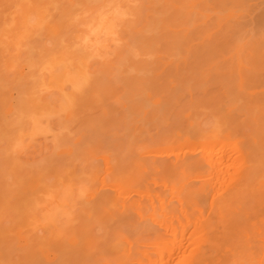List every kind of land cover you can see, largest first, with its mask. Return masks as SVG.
I'll return each instance as SVG.
<instances>
[{
	"label": "bare ground",
	"instance_id": "bare-ground-1",
	"mask_svg": "<svg viewBox=\"0 0 264 264\" xmlns=\"http://www.w3.org/2000/svg\"><path fill=\"white\" fill-rule=\"evenodd\" d=\"M115 44L129 50L119 52L113 81L129 78L146 103L127 92V107L115 108L117 81L99 67ZM263 84L264 0H0V223H10L0 264H264ZM211 86L223 92L216 97ZM197 88L220 109L202 110ZM186 93L184 122L186 105H177ZM195 105L215 124L190 117ZM168 114L177 130H168L176 125ZM73 122L67 142L63 129ZM119 132L127 136L117 142ZM70 139L83 149H65ZM40 141L46 154L49 145L64 148L57 157L67 169L57 172L52 148L50 159L38 153L44 166L57 162L52 170L35 167L40 157L22 161ZM69 215L70 229L34 230Z\"/></svg>",
	"mask_w": 264,
	"mask_h": 264
},
{
	"label": "rangeland",
	"instance_id": "rangeland-1",
	"mask_svg": "<svg viewBox=\"0 0 264 264\" xmlns=\"http://www.w3.org/2000/svg\"><path fill=\"white\" fill-rule=\"evenodd\" d=\"M130 32H131V31H130ZM130 34H131V33H130ZM133 34H134V33H133ZM124 35H125V34H124ZM125 36H126V35H125ZM129 36H131V35H129ZM128 38H129L128 40H127V38H126L127 43H129V40H132V38H131V39H130V37H128ZM133 42H134V41H133ZM127 43H126V44H127ZM131 43H132V42H131ZM131 43H129V44H131ZM126 44H124L125 47H126ZM133 45H135V44H133ZM133 45H130V46L134 47ZM118 46H119V47H118ZM121 46H122V45H121ZM124 46H123V48H125ZM127 46H128V48H130V50L132 49L131 47H129L128 44H127ZM117 47H118V48H117ZM115 48H116V49H115ZM136 48H137V46H136ZM121 49H122V48H120V44H118V45L115 44V45H113V47L111 48L113 54H111V53H109V52L106 54V60H105V61H107L108 63H109V62H112V63H109V64H112L113 67H109V65H107L108 63H106V64L103 65V66H101L102 64L99 65V64H98L99 62L95 63V64H96L95 67L99 65V67H102L103 69L108 70V72L106 71L107 73L111 72V73L113 74V75H112L111 73L109 74V76H110L109 79H112L111 82L114 83L115 80L117 81V82H115V83L113 84V87H114V88L116 87L117 92L119 91V93L121 94V96H116L117 98L120 97V98H119V101L121 100V102L117 103L118 101H116V97H115L114 99H115V101H116V107H115V104H113L112 106L115 107V108H117V107H118L117 105L119 104V105H120L119 108H118L119 110H120V108L123 109L124 106L127 107V105H128V104L126 105L127 101H126V100H125L126 102L123 101V98L126 99L127 96H129V94H132V97H134L133 101H134L135 99L139 98V97H138L139 95H138V93H137L138 91L135 90L134 87H133V88H134V90H135L136 92L132 91L133 88L128 86V85H130V84H128V85L125 84V82L127 83L128 79H129V78H127L128 76L126 77V78H127V79H126L127 81H126V80H121V81H119V80H120V77H119V76H117L116 78H114V81H113V76H116V75L118 74L117 67H115L114 63L120 61V58H121L123 52H124V53H125V52L127 53L128 50H129V49L127 50V48L125 49V50H127V51H123V50H121ZM137 49H138V48H137ZM137 49H136V51H137ZM111 50H110V51H111ZM116 50H117V51H116ZM119 50H121V51H119ZM115 51H116L117 53H115ZM138 51H139V50H138ZM138 51H137V52H138ZM119 52H121L122 54L119 53ZM137 52H136V53H137ZM139 52H140V51H139ZM120 54H121V55H120ZM111 55H112V57H110ZM119 55H120V56H119ZM123 55H125V54H123ZM140 55H141V54H140ZM108 56H109L110 58H112L113 61H111L112 59L110 60V58H108ZM114 56H115V57L117 56L116 59L114 58ZM119 57H120V58H119ZM122 57H123V56H122ZM124 57H125V56H124ZM143 57H144V56H143ZM143 57H142V58H143ZM127 58H128V57H127ZM127 58H126V59H127ZM138 58H139V57H138ZM138 58H137V59H138ZM147 58H149V56H148ZM117 59H119V60H117ZM114 60H115V61H114ZM155 60H156V59H155ZM126 61L129 62V60H126ZM125 63L127 64V62L124 61V64H125ZM116 64H118V63H116ZM119 64H120V66H121V63H119ZM124 64H122L123 66H121V69H118V70H122V67H124ZM128 64H129V63H128ZM128 64H127V65H128ZM127 65H125V66L127 67ZM120 66H119V67H120ZM131 66H132V63H131V65H129V68H131ZM96 68H97V67H96ZM93 69H95V68L93 67ZM98 69H99V68H98ZM98 69H97V70H98ZM124 69H125V68H124ZM124 69H123V71H125ZM131 69H132V68H131ZM133 69H134V68H133ZM100 70H101V69H99V71H100ZM105 70H102V71H101L102 74H104L103 71L105 72ZM145 70H146V69H145ZM145 70H144V71H145ZM99 71H96V72H99ZM123 71H122V73H123ZM126 71H129V69L126 70ZM131 71H132V70H130L129 72H126L125 74H127V73L132 74ZM147 71H148V70H147ZM147 71H146L145 73H147ZM96 72H95V73H96ZM106 72H105V74H107ZM119 72H120V71H119ZM132 72H134V71H132ZM120 73H121V72H120ZM145 73H142V74L145 75ZM93 74H94V73H93ZM135 74H136V73H135ZM99 75H100V74H99ZM111 75H112V77H111ZM118 75H119V74H118ZM123 75H124V73H123ZM123 75H122V76H123ZM149 75H150V73H149ZM94 76H98L97 73L93 75V79L95 78ZM102 76H104V75H102ZM102 76H101V77H102ZM105 76H107V75H105ZM125 76H126V75H125ZM125 76H124V77H125ZM129 76H130V75H129ZM143 77H144V76H143ZM150 77H151V75H150ZM261 77H262V76H261ZM261 77H259V78L261 79ZM102 78L104 79V77H102ZM106 78H107V77H106ZM106 78H105V79H106ZM96 79H99V81L101 80L100 77H97ZM103 79H102V80H103ZM105 79H104V81H105ZM132 79H133V78H132ZM145 79L147 80V79H149V77H147V78L145 77ZM257 79H258V78H257ZM102 80H101V82H102ZM107 80H108V78H107ZM107 80H106V81H107ZM130 80H131V77H130ZM261 80H262V79H261ZM106 81H105V82H106ZM254 81H255V80H254ZM109 82H110V81H109ZM130 82H131V81H130ZM259 82H260V81H259ZM259 82H257V83L259 84ZM106 83H108V81H107ZM106 83H105V84H106ZM116 83H117V84H116ZM119 83H120L121 86H118ZM253 83H255V82H253ZM253 83H251V85H252ZM257 83H256V84H257ZM108 84H109V83H108ZM124 84H125V86H126V89H125ZM258 84H257V85H258ZM114 85H115V86H114ZM116 85H117V86H116ZM122 85H123V87H122ZM134 85H135V84H134ZM254 85H255V84H254ZM257 85H255V86L252 85V86H253L254 88H255V87L257 88V87H258ZM259 85H260V84H259ZM261 85H262V83H261ZM261 85H260V86H261ZM263 85H264V84H263ZM252 86H251V87H252ZM118 87H119V89H118ZM127 87H128V88H132V89H131V91H132L131 93L129 92L130 90H129V91L127 90V89H128ZM262 87H263V86H261V88H262ZM120 88H121V90H120ZM141 88L143 89V87H141ZM212 88H214V90H215L216 92L218 91V93H216L215 91H213ZM216 88H217V90H216ZM261 88H258V89H261ZM116 89L114 90V92L116 91ZM123 89H124V92H126V93L128 92L129 94L127 93V95H126V93H125V96H123V95H124V94H122V93H124V92H123ZM209 89H210V90L212 89L213 92L210 91ZM209 89H208V90H209V94H210V95L215 94L214 96H216V97L220 95V93H219L220 91L223 92V90L221 89V87H220V91L218 90L219 87H216V86H211V88H209ZM125 90H126V91H125ZM196 90H197V92H198L199 89L197 88ZM133 92H134L135 95H133ZM197 92L194 91V93L192 94V97H193V98H194V97H198L199 99H201V97L203 96V95H202L203 93L200 94V93H199V92H201L200 90H199L198 93H197ZM210 92H212V94H211ZM214 92H215V93H214ZM196 93H197V95L194 96V94H196ZM207 93H208V92H207ZM186 94H187V93H186ZM218 94H219V95H218ZM114 95H115V94H114ZM117 95H118V94H117ZM187 95H188L189 97H188V96H184L185 98H184V99L182 98L183 100L186 101V103L184 102V104H183V103H182L183 100H182V99L179 100L182 104H178V105H177L178 107H179V105H186V107L184 106V107H182L181 109H183V108H185V109L188 108L187 105H189V107H190L189 101L187 102V100H188V98L190 99L191 95H190V94H187ZM200 95H201V97H199ZM205 95H206V94H205ZM214 96H213V97L211 96L212 99L210 98V102H209L210 104H208V102H207L206 100H202V99H201L202 102L204 101V102H203V103H204V108H202V110H203V109L206 110V108H209L210 106H211V107H210V108H211V111H213V109H214V110H217V108H219V105H220V104H219L218 106L215 107V105L218 104V100H217V98H214ZM136 97H137V98H136ZM204 97H205V96H204ZM209 97H210V96H209ZM144 98H145V99H144ZM146 98H147V97H142V99H144V101L147 100ZM205 98L208 99V97H205ZM205 98H204V99H205ZM218 98H219V97H218ZM114 99H112V100H113V103H115ZM199 99H197V100H198V103H199V101H200ZM214 99L217 100V101H213ZM127 100H128V98H127ZM137 100H138V99H137ZM194 100H195V99H194ZM141 101H142V100H141ZM141 101L138 100V101H136V102H141ZM144 101H142V102H143V103H146V102H147V101H146V102H144ZM208 101H209V99H208ZM124 102H125V103H124ZM205 102H207V103H206V105L208 104L207 106L205 105ZM123 103H124L125 105H122ZM178 103H179V102H178ZM215 103H216V104H215ZM135 104H137V103H135ZM139 104H140V103H138V105H139ZM212 104L214 105L213 108H212V106H213ZM121 105H122V106H121ZM201 105H202V103H201ZM112 106H111V107H112ZM202 106H203V105H202ZM202 106H200V103H199V105H198L197 107H198V108L200 107V109H201ZM173 107H174V106H173ZM173 107H172V108H173ZM193 107L196 108V105L193 106ZM115 108H114V109H115ZM175 108L178 109V108L176 107V105H175ZM175 108H173L172 111L175 110ZM198 108H196V109H198ZM210 108L207 109V110H210ZM77 109H78V106H77ZM124 109H125V108H124ZM128 109H129V107H128ZM128 109L126 108V110H125V111H127V112H126L127 115L125 114V112H123L124 110H121V111H120L122 116L125 114L124 117H121V115H119V116H120L119 119L123 118V120H124V121L122 122V124H123L124 122L127 123V121H129V119L127 118V117H128V113H129V112H128ZM189 109H190V108H189ZM191 109H192V108H191ZM219 109H220V108H219ZM187 110H188V109H187ZM116 111H117V109H116ZM116 111L113 110V113H114V112L116 113ZM172 111L170 110L169 112L175 114V111H173V112H172ZM176 111H177V112H176L177 114H175V115L171 114V116H170V114H168V117L170 116V118H171L172 121H173L174 119H179V117H177L176 115L180 116V114H181V113L183 114V112H184V115H183V120H184V118L187 116L186 114L190 112V110H188V111L186 112V111H184V109H183L182 112H181V110H179V109L176 110ZM191 111H192V110H191ZM193 111H195V112H192L191 115H190V117H193V116H197V117H198V115H200V116L202 115V119H204L203 122H204L205 120H208V119H209L210 122L212 121V120H210V119L212 118L213 115L211 116V115L209 114L208 111H206V112L203 111V113H201L202 111L199 110V109H198L197 112H196L195 109H194ZM92 112H93V111H92ZM94 112H95V111H94ZM118 112H119V111H117V115H118ZM120 112H119V113H120ZM180 112H181V113H180ZM185 112H186V113H185ZM115 113H114V114H115ZM179 113H180V114H179ZM210 113H212V112H210ZM207 114H208V118L205 119V117H206ZM220 114H221V113H220ZM85 115H86V114H84V116H83L84 119L86 118ZM88 115L91 116V114H89V112L87 113V118H88ZM172 115L175 116L176 118H174ZM185 115H186V116H185ZM209 115H210L211 118L209 117ZM221 115H222V114H221ZM126 116H127V117H126ZM91 117H92V116H91ZM172 117H173L174 119H173ZM180 117H181V116H180ZM116 118H117V122H118V121H120V122L122 121V120H119L118 117H116ZM124 118H126L127 121H125ZM186 118L188 119V117H186ZM186 118H185V119H186ZM213 118H214V117H213ZM213 118H212V119H213ZM167 119H168V122H169L170 119H169V118H167ZM181 119H182V117L179 119L180 122H181L182 124H184L183 121H181ZM187 119H186V120H187ZM202 119H201V121H202ZM214 119H215V118H214ZM214 119H213L212 123L215 124ZM186 120H184V122H185ZM172 121H170V123H171ZM176 121H177V120H176ZM117 122H116V123H117ZM120 122H119V123H120ZM205 122H206V121H205ZM210 122H209V123H210ZM68 123L72 124L71 122H68ZM172 123H174L173 125H175V123H176V125H175L176 128H175V126H171V125H170L169 127H171V128L168 129V130H172L173 128H174V130H175V129L177 130V127H179V126H180V129H181V126H182L183 129H185L186 126H187L186 124H188V121L186 122V124H184L185 126L182 125L181 123L179 124L178 121L175 122V120H174ZM207 123H208V122H207ZM209 123H208V124H209ZM65 124H66V123H65ZM76 124H77V123H74V122H73V126H71V127H75V129H76V126H77ZM78 124H79V123H78ZM122 124H119V125H118V123H117L118 127H120V125H121V126H123V128H125V130H126V126H125L126 124H125V123H124V125H122ZM178 124H179V126H177ZM211 125H213V124H211ZM68 126H69V124H68ZM124 126H125V127H124ZM184 127H185V128H184ZM115 128H116V131L118 132L117 127H115ZM115 128H113V129L115 130ZM167 128H168V127H167ZM71 129H74V128H71ZM121 129H122V127H121L119 130H121ZM160 129H161V130L163 129L164 132L162 131V132H163V133H162L161 130H159V132H160L159 134H160V135L165 134V129H166V127H162V128H160ZM85 130L87 131V129H85ZM157 130H158V129H157ZM168 130H167V133H169ZM174 130H173V131H174ZM102 132H103V131H102ZM102 132L99 133V134H101V135H98V136H97V135H95L96 133L94 134V132H92L91 130H89V131H87V134H88V137H89V138H90V137H93L94 135H95V137H96V136H97V137H101V138H98V139H100V141H102L101 139H103V138L105 137V136L102 137V135H103ZM125 132H127V131H124V134H125ZM153 132L155 133L154 130H153ZM170 132H172V131H170ZM71 133H72V132H71ZM122 133H123V129H122ZM122 133L119 132L120 136H118V137L116 138V139H117V142H118V139H120L122 136H124V134H122ZM66 134H67V135L63 137L65 140H66L65 137H67V136L72 137L71 135H68V133H66ZM73 134H74V133H73ZM93 134H94V135H93ZM74 135H75V134H74ZM121 135H122V136H121ZM126 136H127V135H126ZM126 136H124V137H126ZM75 137H76V136H73L72 138H75ZM119 137H120V138H119ZM124 137H122V138H124ZM63 138H62V140H61L62 142H63V140H64ZM93 138H94V137H93ZM67 139H68V138H67ZM105 139H106V138H105ZM73 140H74V139H73ZM103 140H104V139H103ZM120 140H121V139H120ZM124 140L126 141V140H128V139L126 138V139H124ZM61 141H60V142H61ZM66 141H67V140H66ZM69 141H70L69 144H66L68 141H67L65 144L62 143L63 145L66 146L65 149H67V147H69V145H70V148H72V149H74L76 146H77V148H79L80 145H74L73 142H72V145H71V139H70ZM104 141H105V143L108 144L107 141H109V140L106 139V140H104ZM125 141H124V142H125ZM38 142H39V141H38ZM60 142H59V146L61 147ZM64 142H65V141H64ZM109 142H110V141H109ZM121 142H123V141H121ZM121 142H120V144H121ZM34 143H35V142H34ZM94 143H95V142H94ZM102 143H103V142H102ZM30 144H32V143H30ZM39 144H41V145H39ZM42 144H43V145H42ZM46 144H47V143H45V145H46ZM49 144H51V143L49 142ZM115 144L120 145L119 143H115ZM125 144H127V143L125 142ZM35 145H36V144H35ZM38 145H39L38 147H41V148H40L41 151L39 152V149H38L37 146H35L36 150H34V151H33V149L30 150V148L32 147V145H31V147H30L29 150H28L31 154H29V152H28V154H27L26 156H25V155H24V156L22 155L23 157L21 156V157L23 158V160H22L23 162H26V160L29 161V159H30V161H32L33 158H34L33 160H34L35 162H37L39 157H40V158H39V160H40V159H41V156H44V155H41V154H42L41 152H43L44 150H45V151H44V152H45V156L48 155V154H52V153H50V152H52V151H53V153H55V151L57 152V149L54 151L53 148H56V147H54L53 144H52L51 146L49 145L50 148L48 147V149H47L48 153H47V154H46V149H44V147H46V146L44 145V142H41V141H40V143H38ZM63 145H62V146H63ZM81 145H82V144H81ZM118 145H115V146H116V147H115L116 149H117ZM121 145H122V144H121ZM29 146H30V145H29ZM33 146H34V145H33ZM42 146H43V147H42ZM52 146H53V147H52ZM65 146H64V147H65ZM74 146H75V147H74ZM82 146H83V145H82ZM94 146H95V149H97V146H96L95 144H94ZM105 146L108 147V145H105V144L103 143V148H106ZM123 146H124V145H123ZM92 147H93V146H92ZM126 147H127V145H126ZM32 148H33V147H32ZM35 148H34V149H35ZM42 148H43L44 150H42ZM51 148H52V151H51V150L49 151V149H51ZM93 148H94V147H93ZM93 148H92V149H93ZM118 148H119V147H118ZM63 149H64V148L61 147V149H58V152L60 153V151H62ZM79 149L82 150L83 147H81V148H79ZM79 149H77V150H79ZM95 149L91 150V148H90V151L96 152ZM119 149H120V148H119ZM121 149H122V150H123V149L125 150V147H123V148H121ZM121 149H120V150H116V151H119V153H120V152L122 153L123 151H122ZM59 150H60V151H59ZM35 151H36V153H35ZM84 151H85V149H84ZM44 152H43V154H44ZM58 152L55 153V156H56V157H57V156L60 157V155L58 154ZM75 152H76V151H75ZM33 153H34V154H37V155H34ZM38 153H41V154H38ZM73 153H74V152H73ZM77 153H78V155H77L78 158H79V156L81 155V154H79V153H82V154H83L82 156L84 157V153H85V152H82V151H81V152H77ZM56 154H58V155H56ZM40 155H41V156H40ZM65 155H66V154H65ZM85 155H86V154H85ZM27 156H28L29 158H28ZM33 156H35V157H33ZM50 156H52V155H50ZM62 156H63V155H62ZM72 156H73V154H72ZM74 156L77 157L75 154H74ZM74 156H73V157H74ZM82 156H80V158H81ZM47 157L49 158V156H46V159H48ZM53 157H54V155H53ZM58 157L55 158V159L57 160V162L59 163V165H57V162H56V161L51 162L50 164H52V166H53L54 164L57 165L58 167H55V166H54V167H55V169L57 170V172L60 170L59 173H61V172H63L64 165H65L66 169H67V166H66L65 162H64V164H63V162H62L63 160L61 161V159H65V157L60 158V159H59ZM67 157H68V155L66 156V158H67ZM27 158H28V159H27ZM35 158H36V159H35ZM50 158H51V157H50ZM50 158H49V159H50ZM25 159H26V160H25ZM53 159H54V158H53ZM69 159H71V160H68V161H71V162H72V157L69 158ZM73 159L75 160V158H73ZM76 159H77V158H76ZM20 160H21V158H20ZM36 160H37V161H36ZM42 160H44V159L42 158V159L39 161V165H38V162L35 163V164H37L35 167L40 166V164H41L42 162H43V163L46 162V161H42ZM58 160H60L61 163H60ZM84 160H85V157L83 158V161H84ZM17 161H18V159H17ZM30 161H29V162H30ZM51 161H53V160H51ZM79 161H80V162H79ZM85 161H86V160H85ZM23 162H20V163L22 164ZM48 162H50V161H48ZM74 162L77 163V160H75ZM78 162L81 163V160L79 159ZM43 163H42V165H43ZM66 163H67V162H66ZM76 163H75V164H76ZM99 163H100V161H99ZM102 163H103V162H102ZM28 164H29V163H28ZM28 164H26V167H28V166L30 167V165H28ZM35 164H34V165H35ZM45 164H46V163H45ZM69 164H70V163H68V165H69ZM27 165H28V166H27ZM70 165H72V164H70ZM76 165L78 166V164H76ZM47 166H48V167H47ZM52 166H49V163H48L46 166L43 165L42 167H43L44 169H45V168H47V169H48V168L51 169ZM61 166H62L63 168L60 169ZM73 166H74V165H73ZM73 166H72V167H73ZM79 166H81V165L79 164ZM31 167H33V163L31 164ZM50 167H51V168H50ZM33 168H34V167H33ZM37 168L40 169V167H37ZM68 168H69V166H68ZM70 168H71V166H70ZM75 168H76V167L74 166V169H75ZM77 168L79 169V167H77ZM77 168H76L77 171L75 170V172H78V169H77ZM84 168H85V167H84ZM47 169H45V170L40 169V171L42 170L43 173H45V171H46ZM53 169H54V168H53ZM55 169H54V170H55ZM51 170H52V169H51ZM54 170H53V171H54ZM70 170H71V169H70ZM83 170H84V169H83ZM47 171H48V170H47ZM53 171H52L51 173H53ZM64 171H68V170H64ZM49 172H50V171H49ZM57 172H56L55 174H57ZM71 172H73V171H71ZM81 172H82V171H81ZM46 173H47V172H46ZM49 174H50V173H49ZM53 175H54V173H53L52 175H49V177L51 176V178H52ZM73 175H74V177H75V176H77L78 174H74V173H73ZM49 177H47L46 180H47ZM54 179H55V178H54ZM48 180H49V179H48ZM52 180H53V179H52ZM47 182H48V181H47ZM50 182H51V181H49V183H50ZM54 182H55V180H54ZM54 182H53V183H54ZM53 183H52V184H53ZM7 223H8V224H7ZM2 224H3V225H2ZM4 224H5V226H4ZM0 225L3 226V228H2V226L0 227V228H2V230L0 229V231H1L0 233H2L3 229H5V231H3L2 234L4 235V232H5V235L8 236V235H7V232H9V226H10V223H9L8 221H5V223H4V220H3V223H0ZM6 225H7V226H6ZM2 234H0V239H1ZM5 235H4V237L2 236V237H3L2 240L7 238Z\"/></svg>",
	"mask_w": 264,
	"mask_h": 264
},
{
	"label": "clouds",
	"instance_id": "clouds-1",
	"mask_svg": "<svg viewBox=\"0 0 264 264\" xmlns=\"http://www.w3.org/2000/svg\"><path fill=\"white\" fill-rule=\"evenodd\" d=\"M103 10L108 11V12H115L118 11L120 9V5H106V6H102ZM64 132H67L69 135H71V126L69 124V126L65 127L63 129ZM88 193V185H84L81 187V191H80V195L81 197H85ZM51 224H55V226L60 229L61 231L63 230H67L70 229L72 227L75 226L76 224V220L74 217H72L71 215H69L67 217V219L62 220V221H57V220H53V219H45L43 221L37 222L36 224L33 225L34 230H40L41 228L44 227H48ZM43 234V233H41Z\"/></svg>",
	"mask_w": 264,
	"mask_h": 264
}]
</instances>
